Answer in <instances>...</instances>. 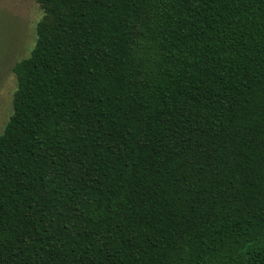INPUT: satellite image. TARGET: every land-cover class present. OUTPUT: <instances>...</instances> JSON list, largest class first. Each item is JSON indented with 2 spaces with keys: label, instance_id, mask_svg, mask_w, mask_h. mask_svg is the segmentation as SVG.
<instances>
[{
  "label": "trees",
  "instance_id": "1",
  "mask_svg": "<svg viewBox=\"0 0 264 264\" xmlns=\"http://www.w3.org/2000/svg\"><path fill=\"white\" fill-rule=\"evenodd\" d=\"M36 1L0 264H264V0Z\"/></svg>",
  "mask_w": 264,
  "mask_h": 264
},
{
  "label": "rangeland",
  "instance_id": "2",
  "mask_svg": "<svg viewBox=\"0 0 264 264\" xmlns=\"http://www.w3.org/2000/svg\"><path fill=\"white\" fill-rule=\"evenodd\" d=\"M42 16L36 0H0V133L14 109L18 81L13 67L35 46Z\"/></svg>",
  "mask_w": 264,
  "mask_h": 264
}]
</instances>
